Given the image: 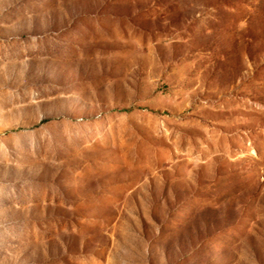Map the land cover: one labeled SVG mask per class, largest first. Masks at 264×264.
<instances>
[{"label": "rangeland", "instance_id": "obj_1", "mask_svg": "<svg viewBox=\"0 0 264 264\" xmlns=\"http://www.w3.org/2000/svg\"><path fill=\"white\" fill-rule=\"evenodd\" d=\"M0 264H264V0H0Z\"/></svg>", "mask_w": 264, "mask_h": 264}]
</instances>
